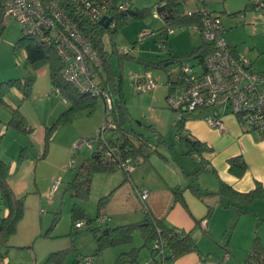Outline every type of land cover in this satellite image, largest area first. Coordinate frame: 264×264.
<instances>
[{
    "label": "rangeland",
    "instance_id": "rangeland-1",
    "mask_svg": "<svg viewBox=\"0 0 264 264\" xmlns=\"http://www.w3.org/2000/svg\"><path fill=\"white\" fill-rule=\"evenodd\" d=\"M181 2L185 10L204 7L218 14L225 40L252 63V68L264 69V17L254 8L253 0ZM131 3V10L142 11L143 15L125 19L111 33L106 31L104 49L114 73L121 76L132 119L153 125L162 132L161 142L157 143L151 130L138 128L151 136L149 147L145 148L147 158L150 155L152 160L157 159L151 150L154 145L180 171V166H189L193 159L186 153L184 144L175 140L174 120L178 113L170 108L168 100L176 97L178 84L174 83V89L170 90L168 82H176L182 63L198 62L186 54L203 40L187 26H175L170 34L161 28L164 21L155 11L162 0H132ZM22 36V27L15 20L8 21L0 32V156L7 162L17 163L18 178L10 176L9 182L15 188V195L23 196L24 200V214L15 232L0 244V264H80L85 258L92 259L90 264H141L151 253L143 245L138 229L133 232L130 243L104 248L95 254L98 251L95 234L104 236L108 228H113L110 221L100 223L97 219L104 205L99 202L105 196H100V188H105L107 177H114L116 171L122 170L94 173L85 199L75 198L71 193L70 183L78 167L95 150V146L78 149L73 146L83 137L94 136L106 122L103 97L95 99L93 108L80 109L69 115V119L58 120L70 102L61 93L53 92L48 65L33 69L26 62L24 48L18 43ZM165 36L166 47L159 49V41ZM122 48L130 49L129 54L120 56ZM171 56H179L180 61L169 60L164 65L165 58ZM29 76L33 80L27 95L16 86H7L12 80L24 83ZM138 78H150L158 85L138 90L135 86ZM22 117L30 132L15 127V121ZM140 161L137 158L134 163ZM146 162L136 165L139 171L147 167ZM78 206L85 213L78 219L85 224L80 230L71 227V209ZM214 236L233 249L232 260L238 255L243 256L242 261L248 258L256 242L264 248V195L249 200L225 196V224L216 228Z\"/></svg>",
    "mask_w": 264,
    "mask_h": 264
},
{
    "label": "built area",
    "instance_id": "built-area-1",
    "mask_svg": "<svg viewBox=\"0 0 264 264\" xmlns=\"http://www.w3.org/2000/svg\"><path fill=\"white\" fill-rule=\"evenodd\" d=\"M132 0H0V26L10 20L17 21L24 35L36 37L39 41L52 46L62 63L61 77L79 92L90 96H102L106 107V122L97 129L96 136L103 139V131L111 124L112 102L106 92L98 87L102 60L90 42L85 29L99 25L100 20L110 17L107 30L114 29L119 14L129 17ZM254 8L264 17V0H253ZM158 8V7H157ZM155 14L160 15V12ZM202 14L201 26H190L197 31L202 40L211 46V50L202 62L182 63L177 75V94L168 100L171 109L178 115L196 111L204 112L205 122L213 128L222 130L221 111L233 114L243 129L257 130L264 133V69L252 68L249 60L233 50L232 45L223 37V25L218 14L201 7L185 10L192 15ZM168 34L173 29L167 28ZM143 32L142 34H145ZM166 46L159 42V49ZM120 53L130 49L122 48ZM158 85L150 78L135 81L138 90L155 88ZM53 92L59 93L54 87ZM168 95L167 97H169ZM92 147L85 137L74 143V148ZM108 154H116L109 147ZM125 167V164H122ZM129 170L131 167L128 168ZM137 194L146 205L149 190L138 187ZM103 222L104 217L99 218ZM82 221H76L74 227H84ZM203 228L206 220L201 221ZM179 229L176 230L178 234ZM152 249L156 259L141 264H165L163 260V242L155 240ZM91 258L79 261L90 264Z\"/></svg>",
    "mask_w": 264,
    "mask_h": 264
},
{
    "label": "trees",
    "instance_id": "trees-1",
    "mask_svg": "<svg viewBox=\"0 0 264 264\" xmlns=\"http://www.w3.org/2000/svg\"><path fill=\"white\" fill-rule=\"evenodd\" d=\"M161 6H163V9L160 11V16L165 24L161 28L173 29L175 26H201L202 14L199 12L193 13L192 15L185 14L184 5L181 0H162V3L158 7ZM142 15V11H136L135 15L130 14L129 17L125 16L124 14H119L116 18L117 23L114 29L110 30L109 32L111 33L113 30L117 29L119 25L125 21V19L130 20L132 17H141ZM5 25L6 24L0 26V32L5 27ZM106 31H108L107 27L99 25L93 26L89 30L85 29L86 34H88L90 38V42L98 51L102 60L101 70L99 72L98 87L101 91L106 92L111 99L112 126L109 129H105L103 131V139L96 136V132L92 137H85L92 143L93 148L95 146V150L91 153L90 157L85 158L80 164L72 179V182L70 183L72 196L79 199H85L89 196L91 179L94 173L110 172L120 169L126 175L129 172L128 168L131 167V160H136L137 158L144 160L147 158V154H145V148L149 147L151 136L146 135L138 128H145L149 131L151 130L156 136L158 142H160V138L162 137V135L154 129L153 125H147L141 120L132 119L123 94L121 76H118L114 73L109 63V55L104 49L103 36ZM166 39L167 36L161 39L165 46ZM18 43L23 46L25 60L33 69H38L43 65H48L52 89L54 87L59 88V93L65 97L67 102H70V106L60 114L58 120L69 119V115H72L75 111L80 109L93 108L95 99L99 96H90L88 94L79 92L74 87H72V85L62 79L60 74L62 63L55 54L51 45L42 43L36 37L27 36L24 34L19 39ZM210 50L211 46L202 41L200 45L193 48V50L187 53L186 56H192L198 59L199 62H202ZM233 50L235 51L234 47ZM128 54L129 52L120 53V56ZM167 60L180 61V57L171 56ZM32 80L33 76L27 77L24 83H19L18 81L12 80L7 86H16L19 88V90L23 91L24 95H27L30 90V84ZM174 83H177V79L176 82H168L170 90L174 89ZM187 114L189 113L182 112L180 115H177L175 122L176 136L180 142H183L187 145L188 154H196L200 157L199 162L191 172V175L196 177L207 167V162L202 158L201 154L203 151L209 149L205 143L192 139L184 133L183 127L186 119L185 116ZM11 121L13 122L14 120ZM15 127L19 130L28 132L31 131V128H28L25 121H23V117L22 119L15 121ZM52 127L49 128V132H51ZM244 130L250 131L249 129ZM106 131L109 132L108 136L105 135ZM46 139H48V137H46ZM109 147L113 148L116 151V154H108L107 150ZM151 150L155 151L156 147H154V145L151 146ZM122 164H125V167L122 166ZM228 164L229 171L233 175L241 177L245 173L246 164L242 156H234L229 158ZM9 170L10 165L0 156V202L2 207L7 209V214L5 216H0V244H3L7 238L15 232L17 223L24 214L23 196L17 197L14 194V191L9 184ZM172 192L175 196V200H179L183 203L181 189L173 187ZM219 192L233 196V198L236 197L238 199L249 200L255 196L264 195V187H262L257 182L254 189L247 193L241 194L232 191L230 187L221 182ZM108 198L109 195L102 197L99 204H105L108 201ZM71 213V227L72 229H75L74 222L80 219V217H83L85 213L84 210L79 206L73 207L71 209ZM88 222L89 219H87L86 223ZM136 229L140 230L141 232L143 245L150 249L152 257L151 259H156V255L152 249V243L157 239L163 242V247L165 249L163 252V260L165 264H169L178 256L196 250L195 240L190 233H186L185 231L179 229L180 232L177 234V228L167 226L160 218H157L153 215H147L141 222L108 228V231L105 233L108 236H98L94 233L98 250L95 254L100 253L101 249L104 248L118 246L122 243H130L133 232ZM244 264H264V248H262L259 243L256 242L254 244V247L248 258L245 260Z\"/></svg>",
    "mask_w": 264,
    "mask_h": 264
},
{
    "label": "crops",
    "instance_id": "crops-1",
    "mask_svg": "<svg viewBox=\"0 0 264 264\" xmlns=\"http://www.w3.org/2000/svg\"><path fill=\"white\" fill-rule=\"evenodd\" d=\"M235 51L238 53L236 49ZM167 59L165 58L164 65L170 62ZM14 90L20 94L17 89ZM221 112L222 130L210 127L203 118L204 112L196 111L185 116L184 133L205 143L209 149L201 154L207 162L203 172L196 177L191 175L200 157L188 154V147L183 142L181 143L186 147V153L191 156L193 162L189 166H180V171L169 163L165 155L157 151V147L153 151L157 154V159L152 160L149 155L147 160L141 159L137 164L134 163L135 160H131L128 174L116 171L114 177H107L105 188H100L99 193L100 196L109 195V198L100 209L98 221L104 217V221H99L100 223L110 221L111 225L116 227L141 222L147 215H153L162 219L169 227L190 233L196 243L195 251L178 256L169 264H244L247 258L242 261L243 256L238 255L232 260L235 255L233 249L226 247L214 236L216 228L224 227L225 224V196L233 197L222 194L219 190L221 182L241 194L254 189L257 182L264 187V133L257 130L245 131L233 114ZM175 122L176 120L174 126ZM154 129L162 133L160 129ZM42 132L41 130L43 135ZM175 140L180 142L176 134ZM234 156H242L245 161L246 170L241 177L229 171L228 159ZM144 162L148 164L147 167L139 171L136 165L140 166ZM8 164L9 178H18L17 163L13 160ZM180 176H183L184 180ZM16 182L20 181L16 179ZM9 184L15 192L12 183ZM142 186L149 190L146 205L136 191ZM173 187L181 189L183 203L175 200ZM0 209V216H5L7 209L2 207L1 202ZM203 219L206 220L205 228L201 225ZM151 258L149 256L142 262Z\"/></svg>",
    "mask_w": 264,
    "mask_h": 264
},
{
    "label": "water",
    "instance_id": "water-1",
    "mask_svg": "<svg viewBox=\"0 0 264 264\" xmlns=\"http://www.w3.org/2000/svg\"><path fill=\"white\" fill-rule=\"evenodd\" d=\"M162 9H163V6L158 7V8H157V11L160 12ZM128 12H129V14H131V15H135V14H136V11H134V10H129ZM109 21H110V17L107 18L106 20H105L104 18H102V19L100 20V24H102L103 27H107Z\"/></svg>",
    "mask_w": 264,
    "mask_h": 264
}]
</instances>
